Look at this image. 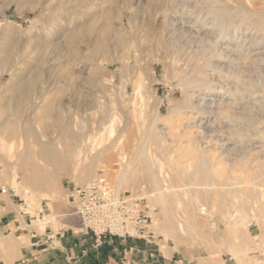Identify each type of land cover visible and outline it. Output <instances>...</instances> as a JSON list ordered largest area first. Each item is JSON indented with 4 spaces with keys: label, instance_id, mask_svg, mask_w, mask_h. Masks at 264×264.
I'll return each instance as SVG.
<instances>
[{
    "label": "rangeland",
    "instance_id": "374dc122",
    "mask_svg": "<svg viewBox=\"0 0 264 264\" xmlns=\"http://www.w3.org/2000/svg\"><path fill=\"white\" fill-rule=\"evenodd\" d=\"M101 169L151 206L127 238L264 264V0H0V264L81 232L68 191Z\"/></svg>",
    "mask_w": 264,
    "mask_h": 264
},
{
    "label": "crops",
    "instance_id": "0c3cea01",
    "mask_svg": "<svg viewBox=\"0 0 264 264\" xmlns=\"http://www.w3.org/2000/svg\"><path fill=\"white\" fill-rule=\"evenodd\" d=\"M23 217L28 222L29 214ZM28 233L30 243L22 246L17 258L3 264H177L174 253L167 256L137 239L111 236L97 245L93 236L68 228L45 232L31 228Z\"/></svg>",
    "mask_w": 264,
    "mask_h": 264
},
{
    "label": "built area",
    "instance_id": "2783aa9c",
    "mask_svg": "<svg viewBox=\"0 0 264 264\" xmlns=\"http://www.w3.org/2000/svg\"><path fill=\"white\" fill-rule=\"evenodd\" d=\"M11 191L14 192L2 187L3 193ZM68 197L75 205L74 214L81 220V233L92 235L97 245L111 236L154 237L152 209L145 196L118 189L105 169H101L89 183H74L68 191Z\"/></svg>",
    "mask_w": 264,
    "mask_h": 264
},
{
    "label": "bare ground",
    "instance_id": "6f19581e",
    "mask_svg": "<svg viewBox=\"0 0 264 264\" xmlns=\"http://www.w3.org/2000/svg\"><path fill=\"white\" fill-rule=\"evenodd\" d=\"M93 28L95 27V26H92ZM90 28V31L93 29V28ZM86 29L87 28H84V29H77V30H75V31H73V32H70V33H67V40H68V42H70V43H76V42H81V40H82V38L85 36V34H86ZM89 30V29H88ZM87 30V31H88ZM103 31H105L104 29H103ZM102 31V32H103ZM99 33V32H98ZM102 34H104V32L102 33ZM97 37V36H96ZM107 38V37H106ZM103 39V38H102ZM104 39H105V37H104ZM102 41V40H101ZM101 41H99L98 43H96L97 45H96V50L98 51V50H102L104 47H105V42L103 41V42H101ZM72 62V61H71ZM34 80H32V79H28L27 81H25V82H23L22 84H21V86H20V91L23 93V95H26L32 88H33V86H34ZM46 106V105H45ZM47 108V107H46ZM48 108H52V105H50ZM54 109V108H53ZM48 110V109H47ZM50 112V111H49ZM10 126V128L11 127H13L12 125H9ZM31 152V151H30ZM17 156V155H16ZM31 156H33L34 157V153H32L31 155H30V157ZM29 157V156H28ZM32 158V157H31ZM29 159V158H28ZM27 159V160H28ZM88 174H90L89 173V171L87 172V173H84L83 174V178H86L87 177V175ZM91 179V178H90ZM92 180H90V181H87V182H82V183H89V182H91ZM117 188L118 189H120L119 188V186H117ZM240 222V221H239Z\"/></svg>",
    "mask_w": 264,
    "mask_h": 264
}]
</instances>
